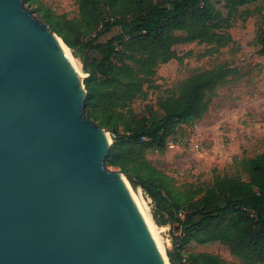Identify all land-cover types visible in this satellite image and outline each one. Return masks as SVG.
Masks as SVG:
<instances>
[{
    "label": "water",
    "instance_id": "water-1",
    "mask_svg": "<svg viewBox=\"0 0 264 264\" xmlns=\"http://www.w3.org/2000/svg\"><path fill=\"white\" fill-rule=\"evenodd\" d=\"M59 39L25 0H0V264H168L132 177L106 166L115 136L85 112L99 54L79 78Z\"/></svg>",
    "mask_w": 264,
    "mask_h": 264
},
{
    "label": "trees",
    "instance_id": "trees-1",
    "mask_svg": "<svg viewBox=\"0 0 264 264\" xmlns=\"http://www.w3.org/2000/svg\"><path fill=\"white\" fill-rule=\"evenodd\" d=\"M260 1L79 0V17L68 19L40 0H25L71 50L91 48L99 54L90 63L93 75L84 81L86 115L115 136L106 166L152 190L158 225L177 223L181 228L183 235L174 240L177 252H167L170 264H228L209 253L185 258L182 251L191 243H218L241 264H264V153L243 160L247 180L217 175L207 191H181L145 158L148 150L163 153L178 126L193 125L205 116L216 86L235 73L224 65L194 71L176 92L158 100L159 112L149 107L148 115L137 118L123 110L147 96L144 86L160 65L192 56L191 51L181 56L176 46L207 44V55H213L234 44L229 30L237 16H250L251 11L242 9ZM114 30L120 35L93 46ZM260 45L264 53V34ZM180 211L185 212L183 219L178 218Z\"/></svg>",
    "mask_w": 264,
    "mask_h": 264
},
{
    "label": "rangeland",
    "instance_id": "rangeland-1",
    "mask_svg": "<svg viewBox=\"0 0 264 264\" xmlns=\"http://www.w3.org/2000/svg\"><path fill=\"white\" fill-rule=\"evenodd\" d=\"M40 2L56 15H65L68 19L79 17V0ZM35 7L29 9L37 18ZM244 10L252 14L246 16L240 13L237 16L235 26L229 30L234 44L213 55H207L211 48L207 44L176 46L181 56L188 51L192 52V56L181 63L174 60L160 65L157 74L144 86L147 96L134 99L129 109L123 110L124 113L131 110L135 117L142 118L149 114V107L158 111V100L176 92L180 83L194 71L209 70L220 65L235 70L227 83L216 86L209 110L202 119L193 125L178 126L175 129L169 140L174 147L167 146L163 153L152 150L146 152L145 158L152 167L171 178L175 187L181 191H207L217 175L247 180L243 160L264 153V53L260 45V37L264 34V1L243 8L242 12ZM71 51L74 65L82 75V60L86 52ZM107 168L119 171L110 165ZM141 191L156 226L158 240L168 258V251L177 252L174 240L183 235L182 230L177 223L158 225L154 219L155 200L148 191ZM199 253L212 254L228 264H241L226 246L218 243H191L182 251L185 258Z\"/></svg>",
    "mask_w": 264,
    "mask_h": 264
},
{
    "label": "bare ground",
    "instance_id": "bare-ground-1",
    "mask_svg": "<svg viewBox=\"0 0 264 264\" xmlns=\"http://www.w3.org/2000/svg\"><path fill=\"white\" fill-rule=\"evenodd\" d=\"M59 42H60V45H61L65 55L67 56L68 60L70 61V64L72 65L74 71L76 72L77 76L79 78H82L83 74L81 75L77 71L76 66L74 65V58L72 56V51L68 48V46H66V44H64V42L61 39H59ZM107 138H108L109 143L111 144L113 142L111 133H109V132L107 133ZM128 184L130 186V189H131L134 197L136 198V200L138 202V205L141 209V212H142L144 218L146 219V221H147V223H148V225L152 231V234L156 240V243L158 244V247L160 248L162 254L165 257L163 247H162V245H161V243L157 237L156 226L152 221V217H151V214L149 212V209L143 200L144 198H142L141 186L138 183H136L132 178H128ZM166 261L168 262L167 258H166Z\"/></svg>",
    "mask_w": 264,
    "mask_h": 264
},
{
    "label": "built area",
    "instance_id": "built-area-1",
    "mask_svg": "<svg viewBox=\"0 0 264 264\" xmlns=\"http://www.w3.org/2000/svg\"><path fill=\"white\" fill-rule=\"evenodd\" d=\"M144 140H146V139H144ZM168 147H170V148H172V147H174V145L172 144V143H168ZM184 215H185V212L184 211H180L179 213H178V217L180 218V219H183L184 218Z\"/></svg>",
    "mask_w": 264,
    "mask_h": 264
},
{
    "label": "flooded vegetation",
    "instance_id": "flooded-vegetation-1",
    "mask_svg": "<svg viewBox=\"0 0 264 264\" xmlns=\"http://www.w3.org/2000/svg\"><path fill=\"white\" fill-rule=\"evenodd\" d=\"M109 35V34H108Z\"/></svg>",
    "mask_w": 264,
    "mask_h": 264
}]
</instances>
